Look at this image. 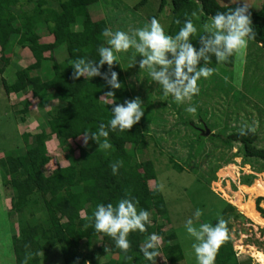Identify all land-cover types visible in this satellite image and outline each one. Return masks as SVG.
I'll return each instance as SVG.
<instances>
[{"label":"trees","instance_id":"16d2710c","mask_svg":"<svg viewBox=\"0 0 264 264\" xmlns=\"http://www.w3.org/2000/svg\"><path fill=\"white\" fill-rule=\"evenodd\" d=\"M46 2L0 0V75L10 64L15 48L28 51L32 57L31 62L17 67L9 80L0 76L6 96L24 93L28 96L17 102L21 107L14 114L22 122L32 101L36 100L40 106L48 105L51 95L56 101L55 106L46 110L47 118L44 125H39L38 132L21 133L24 148L6 151L0 157V184L8 186L11 190L10 209L5 211V217L8 218L9 227L16 225L17 228L16 233L9 237L11 260L14 264H22L25 255L30 252L33 253V258L29 260V264H41V257L44 258L48 250L56 247L63 264H149L144 260L139 248L151 233H156L164 240L176 238L173 229L166 230L170 220L156 181V157L151 152L158 149L153 137L138 122L128 131L110 132L108 140L111 148L108 150L89 140V148L78 146L77 155L74 156L69 144V141L82 138L81 133L85 129L94 131L100 123L107 124L111 118L112 106H104L99 99L105 92L112 90L116 103L132 99L120 61H125L124 55L128 53L132 61L140 57L134 54L133 49H129L128 53L118 54L119 64L114 62L111 70L117 72L120 89H110L99 76L90 80H84L83 77L73 80V69L69 64L81 57L98 59L97 48L107 46L106 37L101 33L105 28H110L111 21L104 17H91L88 7L97 0H55L54 7L47 6ZM145 2L146 0H139L133 9ZM167 5L170 8V19L165 27L166 34H175L187 17L192 19L194 25L197 23L195 26L199 35L202 34L200 26L211 15L217 11L234 8L238 3L220 4L217 0H159L157 12H162ZM248 12L256 33L251 42L264 50V3L256 10L249 6ZM153 17L156 18V15L148 17V21ZM175 20H180L181 24L177 25ZM75 25H79L77 30L72 29ZM137 28H142V22ZM43 36L49 37L50 40L42 41ZM193 44L198 46V41H193ZM60 50H64L65 55L57 61L54 53ZM235 57L236 55L230 57L228 62L220 64H217L213 57L208 66L214 69L232 68L235 65ZM44 61L50 62L51 75L41 78L31 74L32 71L40 69ZM100 71L108 72V66H102ZM160 104L166 109L162 102ZM238 130L212 135L229 148L232 143H238L242 156L260 161V170L264 171V147L256 145L257 132L253 130L242 137ZM170 132L172 126L168 133ZM49 135H53L60 149L67 153V163L60 167L65 181L56 189H48L44 180L45 168L50 160L45 142ZM200 138L202 134L199 133L186 144L195 143L197 150L201 151L204 144ZM148 140L152 142L151 150L147 146ZM138 151H142L141 158L136 154ZM117 161L122 163L113 175L111 165ZM166 162L177 171L182 170L171 157H166ZM84 173L92 177V190L101 198L100 204H115L119 199L128 197L138 202V211L144 209L149 212L151 226L146 225L144 233H129L130 247L126 254L115 248L109 237L95 232L89 220L83 218L90 217L97 205H85L80 195V175ZM149 181H153V184L150 185ZM245 189L258 191L262 189V183L257 181ZM261 199L256 198V205ZM239 208L245 211L247 205L240 203ZM257 210L264 216L263 209L257 206ZM220 216L227 222L228 229L230 217H241L228 203L221 209ZM215 222L216 219L212 220V224ZM260 233L264 236V229H261ZM96 239H100L99 245L93 244ZM258 244H264V241ZM37 251L43 255L36 257L34 254ZM158 252L155 264L160 260L166 261L167 264H178L183 260L179 244L160 246ZM215 264H238L230 236L218 250Z\"/></svg>","mask_w":264,"mask_h":264},{"label":"rangeland","instance_id":"374dc122","mask_svg":"<svg viewBox=\"0 0 264 264\" xmlns=\"http://www.w3.org/2000/svg\"><path fill=\"white\" fill-rule=\"evenodd\" d=\"M46 1L47 6L56 5L55 0ZM138 1L97 0L88 7V11L94 19L104 17L110 20L109 29L112 32L137 29L141 22L144 27L149 22L147 18L152 15H156V19L165 29L170 19L169 6H165L162 12H157L159 0H146L134 10L133 6ZM217 1L220 4L234 3V0ZM238 3H243V0H238ZM246 3L256 10L264 0H246ZM16 10L19 11L17 6ZM202 25L199 29H202ZM78 28L79 25L72 27L73 30ZM49 40L47 36L42 38L44 42ZM106 40L107 38L105 42ZM128 54L124 55L125 61H120V64L132 98L139 97L142 102L144 114L139 122L153 137L156 148L160 151L151 152L156 157V181L170 220L166 230L171 228L176 234L173 240L160 238L159 247L179 244L183 260L178 264H196L191 248L193 241L183 228L185 220L199 208L202 215L199 220H194V226L198 227L200 223L212 224V220L222 218L220 211L228 203L241 215L240 218L230 217L228 220L229 236L237 263L260 264L253 257V253L260 251L264 254V244H258L264 241V236L260 233L264 229V216L257 210V206L264 210V171L260 170V161L242 156L238 143H232L229 148L212 134H227L243 124L257 132L256 145L264 147V50L250 41L247 49L236 55L234 67H217L211 77L198 80L199 95L181 105H177L171 97H164L158 85L151 82L146 72L139 69L140 58L132 61ZM64 55L65 51L60 50L54 53V58L60 61ZM31 61L28 51L17 47L10 64L0 76L9 80L17 67H23ZM31 74L41 78L50 76V62H42L41 68ZM27 97L26 93L6 96L0 83V157L6 151L16 148L22 150L24 147L21 133L38 132L39 125H44L47 118L46 110L56 105L52 95L48 105L40 106L36 100L32 101L27 107L25 120L21 122L14 113L21 107L17 102ZM161 102L166 109L161 107ZM188 107L195 108V111L189 113ZM171 126L172 132L168 133ZM199 133L202 134L200 141L204 144L201 151L197 150L195 143L186 144ZM45 142L50 160L45 168L44 180L48 189H56L65 181L60 167L66 165L67 153L60 149L53 135H49ZM69 144L74 156L77 155L78 146L89 148L83 144L82 138L69 141ZM147 146L149 150L152 149L151 140H148ZM136 154L138 158L142 157V151ZM166 157H171L182 170L172 168L166 162ZM80 179V195L84 204H100L101 198L92 190V177L84 173L80 175ZM257 181L262 183V189H245ZM148 183L152 185L153 181ZM10 197V188L0 184V264H14L11 260L9 237L16 233L17 228L16 225L9 227L8 218L5 217V211L10 209ZM258 197L262 199L256 205L255 200ZM240 203L247 205L245 211L239 208ZM99 243L100 239L93 242L96 245ZM41 264H63L58 248L48 250L46 256L41 257ZM157 264L167 263L160 260Z\"/></svg>","mask_w":264,"mask_h":264},{"label":"clouds","instance_id":"9594fccd","mask_svg":"<svg viewBox=\"0 0 264 264\" xmlns=\"http://www.w3.org/2000/svg\"><path fill=\"white\" fill-rule=\"evenodd\" d=\"M234 3H238V0H234ZM248 8L246 0H243V3H238V6L227 11H217L202 25V34L199 35L192 19L187 17L175 34H166L164 27L155 17L144 27L130 29L128 32H112L105 28L101 35L107 38V46L97 48V60L82 57L73 60L69 64L73 69L72 79L83 77L84 80H90L99 76L110 89H120L117 72L111 69L114 62L119 64L116 54L128 53L129 49H133L134 54L140 57L139 69L146 72L150 81L158 85L162 95L171 97L177 105L184 104L199 95L197 81L206 80L215 72L214 68L208 66L213 57L217 64L226 63L230 57L246 50L248 43L255 39L256 33ZM174 23L180 25L181 21L175 20ZM193 41H198V46L194 45ZM104 65L108 66L109 71L102 73L100 69ZM132 65L133 63L130 64ZM99 99L104 106H112L111 118L107 124L100 123L94 131L85 129L81 135L84 145H88L89 140H92L102 149L108 150L111 148L109 133L128 131L140 121L144 109L139 97L116 103L112 90L105 92ZM187 111L192 113L195 108L188 107ZM252 131L251 127L242 125L238 134L243 137ZM121 163L117 161L111 165L113 175L117 173V167ZM137 203L134 198L125 197L115 204H97L91 216L83 218L89 220L95 232L109 237L114 242V247L126 254L130 247L129 233H144L146 225L151 226L149 212L144 209L138 211ZM201 215V209L197 208L191 217L185 220L183 228L193 241L191 248L196 264H215L218 250L229 238L227 222L223 218H217L214 224L200 223L198 227L194 226V220H199ZM159 245L160 237L151 233L139 248V252L149 264H155ZM34 255L40 257L43 253L37 251ZM32 258L33 253H27L22 264H29Z\"/></svg>","mask_w":264,"mask_h":264},{"label":"bare ground","instance_id":"6f19581e","mask_svg":"<svg viewBox=\"0 0 264 264\" xmlns=\"http://www.w3.org/2000/svg\"><path fill=\"white\" fill-rule=\"evenodd\" d=\"M253 257L257 260L258 263L260 264H264L263 263V258H264V254L260 251H255L253 253Z\"/></svg>","mask_w":264,"mask_h":264}]
</instances>
